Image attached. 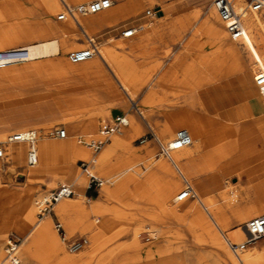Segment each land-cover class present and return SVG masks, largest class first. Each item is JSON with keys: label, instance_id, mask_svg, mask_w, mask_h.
I'll return each mask as SVG.
<instances>
[{"label": "rangeland", "instance_id": "obj_1", "mask_svg": "<svg viewBox=\"0 0 264 264\" xmlns=\"http://www.w3.org/2000/svg\"><path fill=\"white\" fill-rule=\"evenodd\" d=\"M9 1L16 15L9 16L7 22L10 20L9 22L12 23V26L17 31L20 30L19 32L29 42L53 36V34L44 35L42 27L45 22L49 25L51 24V27H56L58 22L64 23L66 20V18L60 20L56 17L61 9L56 14L54 13L50 16L51 21H46L47 16L43 14L40 6L39 8L37 6L31 7L32 3L24 0ZM66 1L69 4L79 2ZM112 1L115 4H125L128 2V0ZM143 1V6L135 14L110 25L109 28L96 30L92 33L88 32L89 35L94 36L98 49L101 45L116 47L115 42L117 39L132 41L136 45L134 49H118V52L133 60L144 79H147L142 83L137 95L131 97L133 100L139 102L140 97L147 90L148 83L150 81L153 82L155 77L166 74L165 71H162L165 65H173L174 69L170 75L175 81H183L184 84L193 81L195 85L201 81H205L208 77L215 78V75L222 73L225 66H230V63L227 62L225 64L222 61V57L218 55L220 48L212 49L207 41H203L198 46H195L201 40L206 39L205 34L197 33L193 40L190 36L198 27L195 23L210 10L208 7L211 5V0H163L157 3H155L156 0ZM152 7H160L165 17L157 19V14H146V9ZM184 10H188L189 13L180 15L176 21H188L191 23L181 32V36L178 39H171L167 35L161 38L160 32H157V34L150 35L138 42L139 37L136 38V31L131 36L121 35V31L127 26H137V24L143 22H153L152 25H154V23L164 22L174 16H178L177 12ZM195 11L198 12L196 16H193ZM262 32V29H260V34ZM72 35L76 36V42L82 43V45L75 48L86 45V39L79 28L76 27ZM228 36L229 41L227 43H231L234 38L230 37L229 34ZM22 43V41H19L6 47L18 46ZM239 44H242L241 41H239ZM181 49L186 54H183L182 57L176 56L174 53ZM69 50L71 48L57 55L62 59L60 60L61 63H68L69 61L72 63L79 62L68 59L67 52ZM241 54L243 58L247 52L244 51ZM90 58L92 61H99L101 63L98 54ZM52 59L53 57L49 60L41 61L53 70ZM210 62L224 67L223 69L215 70V72L205 71L204 76L201 77L203 75L200 72L201 67H205ZM33 63L34 60H27L21 62L19 65L18 63L17 65L13 64L10 68L24 65L34 66ZM245 67L249 69L246 64L241 68L242 72L245 70ZM102 68L103 71L101 73L94 74L93 76L89 74V77L83 75L76 76L71 73L64 74L55 68L50 74L52 80H54L53 82L35 73L31 81H29L28 77L27 79L25 77H18V82H12L13 78L7 79L0 76V134L4 135V140L0 141V148L2 149V155L0 156V233H4L2 243L0 244V248L2 249L0 259L2 262L6 260L4 259V248L8 237H15L18 240V253L23 236L28 229L38 218L48 213L44 212L43 215H39L40 208L45 205L43 202L40 203L44 195L49 197L50 193L60 183L71 184L75 190L73 196L77 193V186L73 180L74 176L72 179L56 177L54 181L48 183L50 177L47 176H42L37 180H27L26 164L14 166L11 169L9 166L12 163L4 158L5 151L3 146L6 143L7 135L20 127H24L26 130L29 128L36 129V136L41 134V136L56 138L51 134V131L58 125L66 126V123H58L57 121L72 113H78L83 118L79 120V127L74 128L70 125L69 128H66L69 138L63 141L65 144H68L70 140L79 142V138L95 135L102 124L112 122L120 114H123L127 119H130L131 114L134 115L140 122L142 130L139 133H135L130 127V123H127L119 131L114 132L112 135L117 134L129 143L130 148H117L111 154L113 156L110 155V159L108 158L106 164L114 165L122 162L124 165L121 164L119 168L124 166H128V168L132 167L129 171H133V167L137 166L141 173L137 174L136 177L138 180H143V185L136 188L132 183H128L120 192L122 197H110L103 201L107 211L103 226L99 230V237L96 240V243L100 245V249L92 256L88 253V241L77 251H69L67 249L66 242L68 240L77 237L87 238V236L78 227L72 231L68 230L69 217L65 216L63 218L62 214L57 212L55 208H52L50 212L52 215L50 224L56 241L62 246V249L54 250L52 247L38 240L34 243V256L30 264H218L215 255V247L217 246L212 242L213 231L220 236L226 249L236 258L237 264H242L239 262L237 255L229 249L226 239L232 242H240L247 238L244 223L250 216L240 221L237 217L240 210L241 212H245L246 209L255 207V210L264 212V115L255 118L259 127V133L256 136L233 142V144L239 143L240 146L237 149L240 151L242 149L246 151L252 144H255L256 151L254 156H250L246 161H243V159L251 155V153L237 154L239 151H227L220 158H210L211 160L204 161L208 165L200 168L198 164L197 168H195L196 165L192 161L196 155L182 162V166L186 171V173H183L195 188V180L193 179L199 178L198 174L200 172L206 173L204 175L206 183L199 182L202 191L200 193V200L196 199V203L198 208L207 215L212 227L210 229L204 223L198 221V218L191 211H169L166 198L162 199V192L169 187V174L164 169H159L155 164L156 161L159 159L165 160L174 170L176 179L179 180V188L174 189L171 195L175 194L182 187L183 182L176 167L167 157L159 152L158 144L150 135L148 126L152 128L155 135L162 141H166L172 137L176 128L172 130L166 128L169 133L165 134L160 132V128L164 125L162 118L167 115L170 109L179 105L177 101L179 95L172 94L173 91H168V94H164L162 92V90H165L164 87L162 90L157 88L152 95L154 105L145 107L146 109L150 108L148 110L149 114L146 115L145 109L139 106L141 116L132 107L127 94L119 88L113 75L103 63ZM246 77H249L247 72ZM30 82L33 83V86L22 88L24 84ZM250 83L253 85V82ZM171 87H175L174 84ZM198 88L194 87L193 90H197ZM57 89L62 91L66 97L73 100L66 107ZM255 89L258 92L257 87ZM116 95L119 97V100L115 99ZM25 99L30 102H23ZM55 105L60 110L57 111ZM41 107H45L48 111H51L40 114L36 123L29 124L28 128L26 126H17L6 129L10 125L11 120H5L4 117L9 112L29 109L31 113H18V121L26 120L35 115V110H31L32 108L37 109ZM183 114L185 122H189V117L185 113ZM48 128L52 137L46 133V129ZM142 137L146 139L141 142L140 139ZM110 139L97 151H93L85 143L79 142L81 143L80 145L90 152L88 157L78 158L74 161L72 171L73 175L76 171V173L80 172V174H83L86 184L88 183L86 185L88 187L86 192V187L83 188L86 196L83 200L84 204L89 203V200H92L94 197H98L102 187L108 185L106 175H102L91 168L94 164V162H91V158L95 157L97 152L105 144L109 143ZM133 149H135V152H132ZM80 160L87 162V168H91L93 173L102 179V184L90 182V176L85 174L83 170L84 166L80 165ZM212 162L213 164H211ZM229 166H234V168L228 170ZM117 168L112 169L110 173L116 171ZM244 171L246 173L252 172V174L249 177L245 174L238 178L239 173L243 174ZM19 174H23L24 177L19 176ZM229 184H234V187L229 188ZM204 196L210 198V206L203 199ZM65 199H68V197ZM32 204L35 207V213L29 215L27 210ZM176 204H179V202L171 197L170 206ZM211 210L218 211L219 216L214 217L210 215ZM55 219L60 221L64 227L65 240L61 239L60 234L53 226ZM223 223L225 224L224 227L221 225ZM262 243H264V237L249 242L244 248L256 250ZM19 264H23L20 258Z\"/></svg>", "mask_w": 264, "mask_h": 264}, {"label": "bare ground", "instance_id": "obj_2", "mask_svg": "<svg viewBox=\"0 0 264 264\" xmlns=\"http://www.w3.org/2000/svg\"><path fill=\"white\" fill-rule=\"evenodd\" d=\"M37 1L40 4V7L42 8L43 14H46L47 16L46 21H51L50 16L54 13L56 14L58 10L62 9V4L58 0H37ZM70 1L83 2L81 0H70ZM9 2H10L9 0H0V24H2L1 22L3 23L7 22V19L9 16L16 15V12L13 11L12 4ZM143 2H144L143 0H128V2L125 4L124 3L115 4L112 1V4L105 9L99 10L94 13H88L87 15L85 14L77 15V21L83 26L84 30L87 33L88 32L92 33L96 30H99L104 25L106 26L112 25L116 22H119L135 14L143 6L144 4ZM244 3H245V0H235L234 5L237 9H239L241 6L244 5ZM197 12L198 11H195L193 13V16H196ZM211 13L214 14V10H211ZM164 17H165L164 14L159 15L157 19H161ZM242 21L246 29V36L243 40H241L240 38L232 39L231 43L225 44V48H224L225 50H223V48L220 47V52H223V51L225 53L227 52L224 57L221 56L223 59L222 61L225 62V64H227V62L230 63V66H225L224 67L225 69L222 71V73L215 75V78L223 74L230 73L235 70L241 69L246 64L248 65L250 72L253 74L254 65H256L257 61L261 63L262 65H264V9L260 11L245 12L242 16ZM152 24L153 22H147V23H142L138 26H131L135 28V31L137 33L135 34L136 38L139 37L138 42L152 35V31H151L153 27ZM76 27L79 28L76 22L72 20L71 18L67 17L64 23H59V22L57 23V26L55 28L57 33L56 35L50 38L41 39L35 42H29L26 40L18 39V42L19 41L23 42L22 44H19L18 46H25L29 50L30 58L28 60H34V63H33L34 66L24 65V66H16L14 68H10L11 65L13 64H16V65L17 63L18 65L21 64V62H12V63L6 64L0 67V76H3L4 78H7V79H11L15 77L17 78L25 77V79H27L28 77L29 81H31V78L29 77V75H33L34 73L37 74L41 72V67H40L41 65L39 64L40 62H42L41 60H49L51 59V57H53L55 61V63L53 62V64L59 63V66L57 67L59 68L61 72L63 73L70 72L73 74L79 73L85 77H89V74L90 76H93L94 74L101 73L103 71L102 70L103 69L102 63H103L105 67H107V69L113 75L119 88H121V90H123L125 94H127L129 101H130V98L132 96L137 95V93L140 91L142 83L145 82L147 79H144L141 71L136 68L133 60L128 58L126 55L118 52V49H134L136 45L133 44L132 41H127L124 39H117L115 42L116 47H112L110 45H101L100 48L98 49V55H99V58L101 59V63L99 61H92V60L90 62L85 61V62H81L75 65L66 64L64 62L61 63V61L58 62V60H62V59H60V57H58L57 55L62 54L65 50L69 48L72 49V48L82 45V43L76 42V39H77L76 36L72 35L74 31L76 30ZM260 29H262L263 31L262 34H260ZM2 31L3 32L0 35V47L4 48L7 46L8 41H11V37H10L9 30L3 29ZM197 33H202L203 35L205 34L206 36L207 35L206 27H204V25L198 26L197 29L193 31L194 35H196ZM223 35L225 37H228V32L226 28L223 31V33H221V36ZM239 41H241L242 43L241 45L239 44ZM244 51H246L247 54L245 57L242 58L241 53ZM172 79L173 78L170 74H163L161 76L155 77L153 82L150 81L148 83L147 90L140 97L139 102L135 101L136 106L133 108L139 110V106H142V108L145 109L144 111L146 115H148L149 114L148 110H150V108L146 109L145 107H150L154 105V102L152 101V95L157 88L162 90L164 87L165 90H162L164 94H168V91L170 92L173 91L172 94L180 95L182 93H186L188 91L193 90L195 86V82L193 81L192 82L188 81L189 82L188 84H184V82L181 81V82L175 83L174 84L175 87H171V85L173 84V82L171 81ZM23 102H30V101H27L25 99ZM53 109H54V106H53ZM56 109L57 111L59 110L58 106H56ZM81 117H82L81 114L72 113L69 116L62 117L57 122L67 123L68 121L79 119ZM127 123H130V127L133 129V132L135 133H139L142 130L141 128L142 126L140 122L134 117L133 114H131L130 119H127ZM160 129H161L160 132L162 134L169 133L164 125ZM27 130L24 127H20L10 132L7 135V138L5 140L6 143H4V146H3L4 151H5L4 158L5 160H9L12 163V165L9 166L11 169H13L14 166L15 167L18 166V164L24 161V155L28 148V142L24 139L9 140L8 137L14 132H25ZM188 130L191 133V137H192L191 143L189 145H185L179 149L174 150L172 153V160L178 166V168L181 170L182 173L183 172L186 173L184 167L182 166V162L185 160L187 161L190 157L196 155V150L198 149V146L194 140L192 131L190 129ZM49 131H50L49 128L46 129V133L49 136H51ZM110 138L111 139L109 143L105 144L97 152L95 157L91 158V161L94 162V164L92 165L93 167L91 166V168H93V170H95L96 172L102 175H106V181L108 182L107 186L102 187L100 195L98 197H94L92 200H89V203L84 204L83 200H84V197H86L83 191V188L86 186L85 176L83 174H80V172L76 173L77 172L76 171L74 172L75 174L72 175V177L74 176L73 180L75 181L76 186H77L76 195L68 197V199H65V198L60 199L56 203L53 204L54 206H52V208H55L57 212L63 215V218H65V216L69 217L68 230L72 231L74 228L78 227L86 234L87 238H85V241H88V244H87L88 253L91 256L96 254L100 249V245L96 243V240L99 237V230L103 226L104 217L107 211V208L104 205L103 201L110 197H113V198L122 197L120 195L121 194L120 192L122 188L128 183H132L133 186L136 188L143 185L142 184L143 180H138L136 177L137 174L141 173L137 166L133 167V171H129V169L132 167L128 168V166H124L122 168H119L121 164L124 165V163L122 162H119L114 165L106 164L110 155L117 148L119 147H123L125 149L130 148L129 143L124 141L117 134L112 135V137ZM49 139H50L49 137L41 136V134H38V136H36V151L38 154V161L32 167L27 166L26 168V179L27 180H30V179L37 180L38 178L42 176L50 177L48 180V183H51L52 181H54L56 177L66 179L67 177L65 176V174L58 175L56 173H46V172L44 173L45 168H41V167H46L48 164L52 163V161L57 163L59 160L65 161L67 163H71L70 165L73 166V163L76 159L86 158L90 155V152L86 150L82 145H80L81 144L79 143L80 140H78L79 142L70 140L68 144H65L63 141L67 140L68 139L67 137L58 138L60 140H55L53 143L50 142ZM3 140H4V135L0 134V141H3ZM238 140H235L233 142H236ZM233 142H231V144H233ZM237 144L239 145V143ZM227 151L228 150L224 148L220 149L219 151L216 152V155L214 158L216 159L220 158L221 155H224ZM229 151L233 152L234 148H229ZM255 151H256L255 144H252L246 151L245 150L243 151L242 149L241 151L239 150L237 154L239 153L244 154L248 152L251 153V155L243 159V161H246L250 156H254ZM132 152H135V149H133ZM155 164L157 165L159 169H164V171H166L169 174V178H168L169 187L162 192L163 194L162 199L166 198V202L168 204V210L171 212L191 211L192 213L195 214V217L198 218V221L204 223L205 226L212 229V227L210 226V222L207 218V215L204 214L198 208L196 199L184 198L178 201L179 204L170 206V199L171 197L174 199V195H175V194L171 195V193L172 191H174V189L179 188L180 186L179 180L176 179L174 170L166 163L165 160L159 159L158 161L155 162ZM87 167L88 166H86L85 169L83 168V170L85 171V174H88V176L96 177L97 179L100 180V184H102L103 182L102 179L99 178L97 174L93 173L91 168H87ZM116 167H118L116 171L110 173V171ZM233 168L234 166H229L228 170H232ZM38 171L44 174L42 175L39 172V175H37L36 172ZM245 174L247 175V177H249L252 174V172L246 173V171H244L243 174L239 173L238 178L242 177V175H245ZM19 176L24 177L23 174H19ZM193 180H195L196 182V183L194 182V184L196 186L195 190L198 195L197 199L200 200V193L202 191V187L199 185V182L202 180L201 178H195ZM228 187L232 188L234 187V184H229ZM48 198L49 197L44 195L41 198L40 203ZM203 199L206 201V203L209 206L211 205V200L208 196H204ZM254 208L252 209L250 208L246 210L245 212L244 211L241 212L240 210V212H238L237 214L238 219L240 221H243L248 216H254L261 212L259 210H255ZM27 212L29 215H32L35 213V207L33 204L30 207H28ZM209 214L214 217L219 216V212L214 211V210L213 211L211 210ZM50 220H51V214L45 213L42 217L38 218V220L28 229L26 234L23 236L22 244H20V250L18 249V254L20 251V254L18 255V259L20 258V261H22L23 264H30L34 256L33 246H34V243L38 240L52 247L54 250L62 249V246L56 241L54 231L52 230V227L50 224ZM221 225L223 227L225 226L224 223ZM245 231H246V237H248V232L246 230V227H245ZM3 237H4V233H0V244L2 243ZM212 242L214 245L217 246L215 247L216 248L215 255H216V260L218 264H237L236 258H234L232 253H230L226 249V247L224 246L222 242V239L214 231L212 232ZM1 255H2V249L0 248V256ZM236 255H237V258L239 259V262L242 264H264V243H262L260 247L256 250L242 248L236 253ZM4 259H6L5 255H4ZM155 261L157 260L155 259ZM7 262L8 261L6 259L5 262L1 261V264H9Z\"/></svg>", "mask_w": 264, "mask_h": 264}, {"label": "crops", "instance_id": "obj_3", "mask_svg": "<svg viewBox=\"0 0 264 264\" xmlns=\"http://www.w3.org/2000/svg\"><path fill=\"white\" fill-rule=\"evenodd\" d=\"M24 1H28L32 3L31 7L37 6L39 8L40 6L37 0H24ZM158 1H163V0H157L155 3H157ZM208 8L210 10L202 18H200L197 23H195L198 26L204 25V27H206L207 29V35L205 36L206 39L201 40L195 46H198L203 41H207L212 49L222 47L223 50H225L224 49L225 44L229 41V36L228 37H225L224 35L221 36V33H223V31L225 30L224 23L221 21L215 8L212 5H209ZM211 10H214V14L211 13ZM188 13H189L188 10L177 12V14H179L178 16H174L164 22L162 21V22L154 23L151 29L152 35L157 34V32H160L161 38L167 35L171 39L174 40L178 39V37L181 36V32L188 25H190L191 22L188 21L180 22V21H176V19L180 15L188 14ZM156 14L158 17L159 15H162L163 12L162 11L157 12ZM185 19H187V17H185ZM140 24H137V26ZM109 26L110 25L107 26L104 25L99 30L109 28ZM55 28L56 27L53 26L51 27V24L49 25L46 22L42 27L44 31V35L53 34V36L56 35L57 33ZM3 29L4 30L7 29L10 31L11 41H8L7 46L18 42V39L26 40L25 36H23L22 33L19 32L20 30L17 31L12 26V23L9 21L0 24V35L3 32L2 31ZM196 35L192 33L190 35L191 39L193 40ZM226 53L223 51L221 52V54L219 52L218 55L224 57ZM174 54H176V56L182 57L183 54L185 55L186 53L181 49ZM59 61L60 60H58V62ZM85 61L90 62L91 58H88L84 61H80L77 63L68 62L66 64L75 65ZM53 62L55 63L54 59H52V63ZM39 64L41 65L40 66L41 72L37 74L42 78H45L53 82L54 80H52L50 74L55 68L59 69L57 67L59 66V63L53 64L52 66L53 70H51L43 62H40ZM223 67L224 66L221 67V65L217 63L216 64L211 62L207 63L205 67H201L200 69V72L203 73L201 77L204 76L205 71L215 72V70L223 69ZM173 69H174L173 65H165L162 71H165L166 74H170L173 71ZM246 72L248 73L249 76L248 78L246 77ZM68 73L70 74V72ZM64 74L67 73L65 72ZM75 75L82 76V74L79 73L78 74L76 73ZM29 77L31 79L34 78L33 75H29ZM171 81L173 82V84L181 82V81L177 82V80L175 81L174 79H172ZM12 82H18V78L17 77L13 78ZM250 82H253V85H251ZM31 86H33V83H26L22 86V88H28ZM194 87H199V88L197 90H191L179 95L177 100L179 105L170 109V111L167 113L166 116L162 118V120L168 130H172L174 128L177 129L179 127H185L187 130L190 129L192 131L194 140L198 146V149L196 150V156L192 159V161L196 165L195 168H197V164L200 168V167H204L205 165H208L204 161H209L212 158H214L216 152L222 148L228 151L229 148H234V151H239V149H237L239 145L231 144V142L238 139H246L255 136L256 134L259 133V127L257 126L255 118L264 115V98L261 97L259 90L258 92L256 91L255 87H257L258 89V86L254 82L253 74L250 72V70L247 67H245V70L243 72L241 71V69H238L233 72L223 74L216 78L208 77L206 78L205 81H201L199 84H196ZM57 90L62 98L65 107L68 105V103L73 101L71 98L66 97V95L62 91H60L59 89ZM115 99L119 100V97L116 95ZM31 110H35L34 112L35 115L33 117L19 121H18V113L29 112L30 111L29 109L23 111L16 110L9 112L8 115L4 117L5 120H11L10 125L7 126L6 129L14 128L17 126H26L28 128L29 124L36 123V120L40 117V114L50 112L45 107H41L37 109L32 108ZM183 113H185V115L189 117L190 119L189 122H185ZM86 117H90V116H86ZM81 118L68 121L65 124L66 125L65 128H69L70 125L73 126L74 128L79 127V120ZM189 134L191 135L190 132ZM66 137L69 138L68 133ZM55 140H60V139H56V138L49 139V141L52 143ZM24 164L25 161H23L18 165H24ZM70 164L71 163H67L65 161L59 160L57 163L52 161V163L48 164L46 167H41V168H45L44 173L45 172L56 173L58 175L65 174V176L69 179L72 178L73 175L72 174L73 166ZM211 164H213V162ZM39 172L40 171L36 172V174L39 175ZM40 173L42 175L44 174L42 172ZM205 174L206 173L203 172L202 173L200 172V174H198V177L202 179L203 184L206 183V179L204 178ZM87 188L88 187H86L85 192Z\"/></svg>", "mask_w": 264, "mask_h": 264}, {"label": "built area", "instance_id": "obj_4", "mask_svg": "<svg viewBox=\"0 0 264 264\" xmlns=\"http://www.w3.org/2000/svg\"><path fill=\"white\" fill-rule=\"evenodd\" d=\"M62 4V9L57 13V19L71 18L76 22L80 31L83 33L86 39V45L83 47L71 49L67 52V57L71 61H82L88 57L98 54V47L93 35H89L78 23L77 15L94 13L99 10L105 9L112 4V0H88L79 2L76 4H69L65 0H59ZM235 0H211V5L215 8L221 20L224 22L225 28L230 37L236 39H244L246 36V29L243 25L242 16L245 12L260 11L264 9V0H245L243 6L239 9L235 7ZM160 8V7H158ZM161 10V9H158ZM158 10L155 7L146 9V14H156ZM135 32V28L131 26L125 27L121 34L123 36H130ZM30 58L29 50L25 46H12L6 48H0V67L12 62L27 61ZM253 78L255 84L258 86L261 95L264 97V65L257 61L253 69ZM132 107L136 106L135 100L130 98ZM135 109V108H134ZM137 112L141 115L140 110ZM142 116V115H141ZM127 124V119L123 114L115 117L112 122H106L102 124L97 133L94 136H88L87 138H80L79 140L85 143L93 151H97L105 142L110 139V136L118 131L121 127ZM150 135L156 140L158 144L159 152L167 157L171 163L176 167L183 185L175 193L174 199L180 201L184 198L197 199L198 195L193 184L187 179V177L181 172L178 166L172 160V153L174 150L179 149L185 145H189L192 141V137L188 130L184 127L177 128L172 137L166 141H162L155 135L152 128L148 126ZM56 138H64L67 136V129L63 125L56 126L52 131ZM9 140H26L28 142V148L25 155V164L28 167L34 166L38 161V154L36 151V129L29 128L25 132H14L9 137ZM146 138L142 137L140 141H144ZM2 155V149L0 148V156ZM80 165L85 167L87 162L80 160ZM90 182L100 184V180L94 176H90ZM75 190L71 184L60 183L49 195V198L44 200L45 205L40 208L39 215H43L44 212L50 213L52 211V205L58 200L73 196ZM55 230L60 234L61 239L65 240V230L60 221L55 219L53 222ZM245 227L248 232V237L240 242H232L226 239V243L229 249L233 253H237L244 248L249 242L258 238L264 237V212L254 215L247 219ZM84 237H77L66 242L67 249L69 251H76L80 249L85 243ZM18 240L15 237H8L5 243V258L9 264H19L18 253ZM0 259V264H1Z\"/></svg>", "mask_w": 264, "mask_h": 264}, {"label": "water", "instance_id": "obj_5", "mask_svg": "<svg viewBox=\"0 0 264 264\" xmlns=\"http://www.w3.org/2000/svg\"><path fill=\"white\" fill-rule=\"evenodd\" d=\"M156 9H158V8H156ZM158 12H161V10H158Z\"/></svg>", "mask_w": 264, "mask_h": 264}]
</instances>
